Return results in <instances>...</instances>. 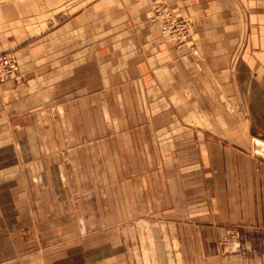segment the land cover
<instances>
[{
  "label": "crops",
  "instance_id": "1",
  "mask_svg": "<svg viewBox=\"0 0 264 264\" xmlns=\"http://www.w3.org/2000/svg\"><path fill=\"white\" fill-rule=\"evenodd\" d=\"M165 1L192 21L199 57L148 21L150 0H0V55L15 54L19 68L17 79L0 78V264H264V249L222 250L227 227L214 213L210 226L198 227V215L194 228L171 236L164 214L154 217L152 194L132 181L129 216L118 205L107 220L96 192L91 215L72 191L57 197L52 185H40L44 176H26L37 146L29 135L22 144L21 131H91L92 142L71 152L78 163H99L93 132L116 124V111L127 127L203 118L192 171L206 172L215 201L223 196V221L264 233V0ZM82 174L97 178L101 170ZM147 174L131 168L127 175ZM154 222L161 229L137 227ZM190 236L173 248L172 238Z\"/></svg>",
  "mask_w": 264,
  "mask_h": 264
},
{
  "label": "rangeland",
  "instance_id": "2",
  "mask_svg": "<svg viewBox=\"0 0 264 264\" xmlns=\"http://www.w3.org/2000/svg\"><path fill=\"white\" fill-rule=\"evenodd\" d=\"M150 12L151 9L148 15ZM184 45L190 49L192 55L199 57V48L193 38L188 45ZM117 108L119 109V107ZM121 115V112L116 111V124L100 125V130L93 132L94 138H98L99 142L96 148L99 153V163H78L77 153L71 152V146L79 143L86 145L92 142L91 131L65 133L61 131V128L34 130V132L33 130L21 131L19 140L22 144L28 143L30 137L32 143L37 146L36 155L31 154L32 163H29L25 168L26 176L31 174L44 176L40 185H52L51 188L54 189L57 197L59 194L64 195L67 189L72 191L71 196L76 203H81V199H83L84 204L88 202L89 209H93L90 212L91 215L97 213L95 201L98 196L101 205L103 202L107 220L117 216L120 210L123 216H129L128 192L130 191L129 183L132 181L137 191L141 190L142 192L146 189L152 194L155 209L154 217H162L164 214L163 217L171 223V236H175L180 229L194 228L195 222L192 217L197 219L198 215L202 217L200 218L201 225L197 224L198 227L210 226L209 216L214 213L218 215L217 226L227 227V233L222 235L223 237L219 240L224 252H237L244 255L250 251L253 254L261 253L264 249V233L254 228H246L240 221L233 223L223 221L222 218L225 214L218 200L219 196H223L217 194L218 197L215 201L213 193H209L207 181L203 178L206 172L196 173L192 171V165L195 161L196 164L199 162V157L197 159L192 156L190 149H194L195 145L205 138L202 128L204 125L203 118L199 119L201 123L198 121L193 123L192 119H186L173 120L175 124L173 121H167L168 124L164 125L162 121H157L134 123L137 126L127 127L130 123L122 124ZM71 128L69 129L71 130ZM193 129L199 136L197 141L190 139L194 133ZM192 136L194 137V135ZM206 138L213 141L221 139L219 135L210 134V132ZM90 153L93 154L91 149ZM62 156L70 158V161L62 165ZM131 168H135L136 171H142L144 168L150 169L151 174L144 176L127 175ZM94 170H101V177H86V175H93ZM63 171L69 172V179H62L61 175H58ZM81 171L86 173V178H83L84 175ZM53 173L58 176L55 178L56 181L46 182V175ZM118 205L121 207L120 210L116 209ZM137 209L139 212L145 210L139 205ZM152 226L157 231L161 229L157 222L153 224L139 223L137 225L142 232L146 231V227L151 229ZM107 228L114 230L115 227L108 226ZM190 239L193 240L195 237L172 238V246L179 249L181 241H189ZM244 244L250 245V248L246 249Z\"/></svg>",
  "mask_w": 264,
  "mask_h": 264
},
{
  "label": "built area",
  "instance_id": "3",
  "mask_svg": "<svg viewBox=\"0 0 264 264\" xmlns=\"http://www.w3.org/2000/svg\"><path fill=\"white\" fill-rule=\"evenodd\" d=\"M151 12L148 21L159 26L165 37H170L178 45L189 44L191 41V23L189 20L178 18L173 8L165 0H150ZM19 76L18 62L15 54L3 53L0 55V78L17 79Z\"/></svg>",
  "mask_w": 264,
  "mask_h": 264
},
{
  "label": "bare ground",
  "instance_id": "4",
  "mask_svg": "<svg viewBox=\"0 0 264 264\" xmlns=\"http://www.w3.org/2000/svg\"><path fill=\"white\" fill-rule=\"evenodd\" d=\"M261 140V139H260ZM260 142V141H259ZM256 145V144H255ZM260 151V150H259Z\"/></svg>",
  "mask_w": 264,
  "mask_h": 264
}]
</instances>
